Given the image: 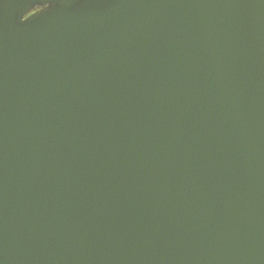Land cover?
Wrapping results in <instances>:
<instances>
[{"label":"water","instance_id":"water-1","mask_svg":"<svg viewBox=\"0 0 264 264\" xmlns=\"http://www.w3.org/2000/svg\"><path fill=\"white\" fill-rule=\"evenodd\" d=\"M0 264H264V0H0Z\"/></svg>","mask_w":264,"mask_h":264}]
</instances>
